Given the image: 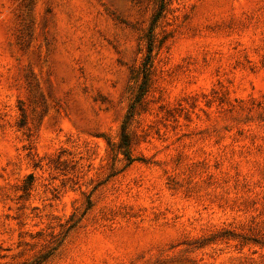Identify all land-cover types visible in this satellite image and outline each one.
<instances>
[{"label":"rangeland","instance_id":"obj_1","mask_svg":"<svg viewBox=\"0 0 264 264\" xmlns=\"http://www.w3.org/2000/svg\"><path fill=\"white\" fill-rule=\"evenodd\" d=\"M160 3L0 0V264H264V0H167L110 157Z\"/></svg>","mask_w":264,"mask_h":264},{"label":"trees","instance_id":"obj_2","mask_svg":"<svg viewBox=\"0 0 264 264\" xmlns=\"http://www.w3.org/2000/svg\"><path fill=\"white\" fill-rule=\"evenodd\" d=\"M166 4L167 0H161L158 12L154 17L152 25L150 26L145 53L141 66L138 69V82L129 90V106L120 124V129L117 135L118 138L116 141L112 139L107 140L111 159L116 161L120 156H122L123 159L126 160V165L131 164L135 160L132 155V148L136 142V124L139 122L141 107L145 102L152 82V57L155 47L154 27L156 20L164 11ZM33 177V174L30 173L25 179L23 184V190L25 192L30 190L33 184ZM47 257V255L42 254L38 257L36 262H31L29 264H40Z\"/></svg>","mask_w":264,"mask_h":264}]
</instances>
